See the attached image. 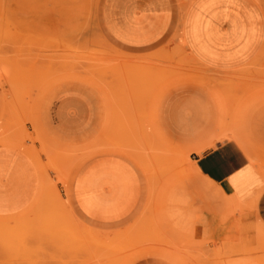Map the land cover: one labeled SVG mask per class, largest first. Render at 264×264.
I'll use <instances>...</instances> for the list:
<instances>
[{
  "label": "rangeland",
  "instance_id": "obj_1",
  "mask_svg": "<svg viewBox=\"0 0 264 264\" xmlns=\"http://www.w3.org/2000/svg\"><path fill=\"white\" fill-rule=\"evenodd\" d=\"M103 1L0 0V144L44 156L46 173L27 210L0 215V264H264L256 201L239 198L246 210L229 213L232 193L193 168L207 147L161 123L172 91L198 85L217 105L220 137H241L264 165V47L225 72L194 61L179 31L163 46L128 48L107 32ZM106 152L129 156L147 184L142 210L112 228L85 224L69 189L77 167Z\"/></svg>",
  "mask_w": 264,
  "mask_h": 264
},
{
  "label": "crops",
  "instance_id": "obj_2",
  "mask_svg": "<svg viewBox=\"0 0 264 264\" xmlns=\"http://www.w3.org/2000/svg\"><path fill=\"white\" fill-rule=\"evenodd\" d=\"M102 20L117 43L134 49L163 46L167 36L179 31L188 55L218 72L242 68L264 47V10L257 0H104ZM2 108L0 94V116ZM161 123L192 145L206 146L193 154L199 175L221 190L248 199L245 202L253 198L257 216L264 222L262 171L237 137H220L217 105L207 91L194 84L172 91ZM55 128L59 130L60 125ZM51 140L57 146L76 145L70 139ZM40 157L44 158L31 149L0 144V215L27 210L39 188L46 186L45 168L37 164ZM69 189L75 211L93 227L112 228L131 221L147 200L139 166L117 152L87 158L75 170ZM43 206L38 204L36 210ZM27 225L37 227L38 220L30 218ZM135 264L161 263L142 259Z\"/></svg>",
  "mask_w": 264,
  "mask_h": 264
},
{
  "label": "bare ground",
  "instance_id": "obj_3",
  "mask_svg": "<svg viewBox=\"0 0 264 264\" xmlns=\"http://www.w3.org/2000/svg\"><path fill=\"white\" fill-rule=\"evenodd\" d=\"M234 135V134H233ZM235 136V135H234ZM235 137H237L240 141H241V143L244 145V148L246 149V151H247V153H248V155L250 156V158H251V160H252V162L255 164V166L257 167V168H259V169H261V171H262V174H263V177H264V165H263V163L261 164L260 162H259V158H257V156L254 154V152H253V150L250 148V146H249V143H247V141H243L242 140V138L241 137H239V136H235ZM241 138V139H240ZM29 153V152H28ZM193 168L197 171V168L195 167V164H194V166H193ZM232 195V194H231ZM232 198L234 199V201L232 200V201H228L229 203H231V204H234L233 202H235V203H238V205H236L235 207L234 206H231V205H227V211H228V207L230 206V208H232L233 210H232V212H230L231 211V209H230V211H229V213H234V212H236L237 213V211H239V212H241L240 214L242 215V209L244 208L245 209V206L244 207H242V205H247L248 206V204H240V202H242V201H240L239 200V198L235 195V194H233L232 195ZM228 203V204H229ZM235 205V204H234ZM240 205V206H239ZM238 206L240 207V208H242V209H239L238 208ZM234 208H236L235 210H234ZM239 209V210H238ZM248 209H249V207H248ZM241 210V211H240ZM246 210V209H245ZM234 211V212H233ZM244 211V210H243ZM228 214V213H227ZM234 215H235V213H234ZM239 219V218H238ZM242 226V225H241ZM97 238V237H96Z\"/></svg>",
  "mask_w": 264,
  "mask_h": 264
}]
</instances>
